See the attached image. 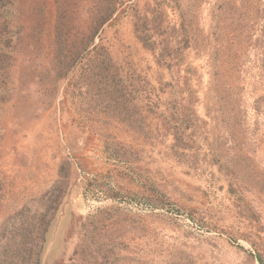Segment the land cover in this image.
Instances as JSON below:
<instances>
[{"label":"rangeland","instance_id":"obj_1","mask_svg":"<svg viewBox=\"0 0 264 264\" xmlns=\"http://www.w3.org/2000/svg\"><path fill=\"white\" fill-rule=\"evenodd\" d=\"M13 2L20 36L10 50L9 66L0 70V96H7L0 101V231L22 211L28 218L38 215L43 199L62 191L51 190L60 181L67 186L64 197L59 196L64 203L59 214L67 213L50 225L37 255L39 264L66 263L84 234L79 226L88 218L97 225L95 245H113L114 264H258L251 244L264 252V99L257 102L264 98V0H177L179 7L168 10L169 24L176 26L184 12L198 43L200 56L192 51L188 57L203 76V91L211 71L206 35L218 25L214 81L217 89L231 93L230 109L241 117L231 120L234 139L220 138L215 151L203 139L213 127L206 118L202 134L192 138L198 153L184 150L179 158L171 149L172 137L162 138L156 126L146 139L116 117L98 113L94 106L100 98L94 91L100 85H88L87 78L62 103L64 72L70 78L89 63L94 54L83 51L91 41L103 47L101 56L118 61L141 81L155 77L157 68L133 31L135 10L148 14L152 0L123 3L113 17L123 7L125 12L113 26H100V20L117 0ZM70 107L74 112H68ZM197 112L205 118L201 103ZM91 132L101 143L93 154L87 139ZM106 145L126 149V158L114 161L106 155L105 160L99 152ZM213 155L233 169L232 180L226 169L219 171ZM92 160L96 167L87 173L77 164L87 169ZM128 168L158 186L157 191H143L139 179L137 186L119 179L117 171L129 174ZM103 187L130 190L132 196L111 198ZM114 208L119 211L110 220L102 216ZM71 213L83 220L67 233V240L63 232L69 229Z\"/></svg>","mask_w":264,"mask_h":264},{"label":"trees","instance_id":"obj_2","mask_svg":"<svg viewBox=\"0 0 264 264\" xmlns=\"http://www.w3.org/2000/svg\"><path fill=\"white\" fill-rule=\"evenodd\" d=\"M126 1L129 0H117L114 8L100 20V26H113L118 19L117 16L124 13L126 8L123 7L113 17L114 13ZM152 1L153 4L148 14L135 10L133 31L137 42L140 44V49L150 55L151 61L157 68L156 73H154L155 77L153 76V79L145 78L144 81H141L139 76L126 72L124 66L119 64L118 61H111L108 57L101 56L103 55V53L100 54L104 50L103 47L92 46L91 41L84 47L83 51L85 55L94 54L93 58L88 61L89 63L78 67L75 74L70 78L69 71L64 72L67 82L63 89L62 103L65 105L67 103L66 100L72 94L74 86L79 85L84 78H87L88 82L90 80L89 84L87 83L88 85H100L94 91V97L100 98V105L94 106V108L100 110H98V113L116 117L135 132L142 133L146 139L151 138L152 128L156 126L155 129L161 133L162 138L163 136L164 138L172 137L170 146L178 158L183 155L184 150H192L195 155L198 153L193 139H198L199 135L202 134V129L207 124V118L213 123V127L209 131V136H204L203 139H205L206 145L208 144L210 150L215 151L216 142L220 138L222 142L226 136L230 140L234 139V127L231 120L241 118L236 117L232 112L233 109H230L231 93L226 89L223 91L217 89L216 81H214L216 76L214 67L218 58L215 44L219 34L218 25L213 24L206 35L210 48L209 68L211 71L208 73L207 89L203 91V76L199 73V67L194 65L188 57L192 51L200 56V49L197 41L193 38L189 25L186 26L185 24L184 12H180L182 22L180 21L178 26L175 24L170 25L168 10H174L179 7L177 0ZM15 5L13 0H0V70H5L9 66L10 50L14 41H17V37L20 36V26L14 25L17 20L14 16L16 14ZM215 19L217 20V18ZM258 46L261 47L262 45ZM68 69H70V66H68ZM201 91H203L202 96L199 95ZM240 93L237 97L241 103ZM263 99L261 97L257 102L263 101ZM0 101H7V96L2 94ZM200 103L202 104L205 118L200 117L197 112V104ZM68 112L72 113L74 111L70 107ZM72 115V121H75L76 115ZM213 129L216 132H213ZM184 134H187L186 140L183 138ZM210 136L213 138L212 142L208 141ZM87 139L91 148L90 152L93 154L94 149L101 143L98 141L96 133L91 132V136ZM100 149L99 155L104 156L105 160L106 155L114 161L126 158V149L124 148H122V152H120V149L110 150L107 145ZM212 157L214 163L218 164L219 171L223 172L221 168L226 169L225 175L232 180V177L235 176L233 169L228 170L226 165L220 163L216 155ZM124 162H126V159ZM86 163L89 164L88 162ZM94 163V161L90 163V167L86 169L82 162H77L84 173L93 171L96 167ZM128 169L132 171L129 174L125 171H117L119 179H127V183H134L136 186L141 181V188L147 193L157 191L158 186L148 182L147 179L140 178L141 175H135L134 168ZM147 173L151 179L152 172L149 170ZM137 179L139 181H136ZM165 179L167 180V178ZM91 183V180H88V186ZM66 186L67 182L62 184L58 181L53 184L51 190L57 188L58 191H62L52 196V198L50 197L49 200L43 199L42 210L36 211L39 213L38 215L35 214L28 218L22 211L15 215L18 218L11 217L3 224L0 231V239L3 237V243L0 245V264H39L37 255H39L50 225L55 224L57 219L60 222L67 213L59 214L62 207L61 203L64 204L61 199L65 195ZM116 186L118 188V185ZM100 189L111 198L132 196V194H128L130 190L118 191V189H109L108 187ZM229 190L235 193L232 184L229 186ZM123 192L125 194H122ZM60 195L62 198H59ZM46 201L48 202L45 205ZM116 211L118 212L119 210L114 208L101 214L105 219L110 220V216ZM69 215L72 217L68 219L69 229L63 232V236L67 240L70 238L67 233L79 226V222L83 220L80 215H74L73 213ZM96 230L97 225L93 223L92 218L83 221L79 226V231L84 234L80 237V242L75 245L72 256L64 264H114V260H111V258L113 259V245L109 242L108 244L101 242V244L95 245L92 236ZM87 239L92 240L88 242ZM37 246L40 247L38 250ZM251 246L256 251L255 259L258 264H264V252L260 251L254 243ZM61 260V258L56 259L55 262Z\"/></svg>","mask_w":264,"mask_h":264},{"label":"built area","instance_id":"obj_3","mask_svg":"<svg viewBox=\"0 0 264 264\" xmlns=\"http://www.w3.org/2000/svg\"><path fill=\"white\" fill-rule=\"evenodd\" d=\"M136 205H137V204H136ZM153 211H155V210H153ZM187 220H188V222H190V223L192 222V220H191V219H189V218H187Z\"/></svg>","mask_w":264,"mask_h":264}]
</instances>
